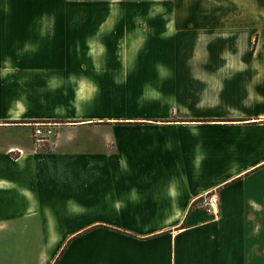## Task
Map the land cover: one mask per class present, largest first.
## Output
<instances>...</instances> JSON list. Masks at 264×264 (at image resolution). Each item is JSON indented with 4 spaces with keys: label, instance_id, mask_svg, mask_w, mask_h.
<instances>
[{
    "label": "crops",
    "instance_id": "0c3cea01",
    "mask_svg": "<svg viewBox=\"0 0 264 264\" xmlns=\"http://www.w3.org/2000/svg\"><path fill=\"white\" fill-rule=\"evenodd\" d=\"M28 1L0 0V264H264L262 67L187 64L224 27L196 0Z\"/></svg>",
    "mask_w": 264,
    "mask_h": 264
},
{
    "label": "rangeland",
    "instance_id": "374dc122",
    "mask_svg": "<svg viewBox=\"0 0 264 264\" xmlns=\"http://www.w3.org/2000/svg\"><path fill=\"white\" fill-rule=\"evenodd\" d=\"M19 1L29 3L28 0ZM136 1L130 0L129 2L136 4ZM113 2L116 3V10H120L119 14L110 16V7L112 6L113 9L114 5L113 3L110 4L109 0H104L101 8L102 21H142L139 11L135 9L126 11V7H124L126 4H123L124 0ZM5 3L6 7H10L13 0H4ZM193 5L194 11L198 14L179 16L181 20L189 21L191 20L190 16H192V18H197L199 22H211L219 25L222 23L224 27L222 26L223 29L220 30L183 32V37L190 39L189 43L183 39L182 53L183 56L187 57V64L193 55H228L232 58H235L234 56L240 59L245 58V62L230 59L231 61L235 60V62L229 63L231 68L239 66V69L258 70L260 69L258 67H262L264 70V62H259L264 61V0H196ZM185 6H189L187 0ZM150 7L152 6L150 5ZM201 10L208 12L202 14ZM152 17L156 20L158 18L150 16V18ZM167 18H173V15L167 16ZM194 34H197V39H195ZM44 145L40 150H44Z\"/></svg>",
    "mask_w": 264,
    "mask_h": 264
},
{
    "label": "built area",
    "instance_id": "2783aa9c",
    "mask_svg": "<svg viewBox=\"0 0 264 264\" xmlns=\"http://www.w3.org/2000/svg\"><path fill=\"white\" fill-rule=\"evenodd\" d=\"M54 136V126L50 123L33 124L32 138L36 150H40L44 143ZM216 199L213 197L208 200L205 206H208L211 211H214V203Z\"/></svg>",
    "mask_w": 264,
    "mask_h": 264
},
{
    "label": "trees",
    "instance_id": "16d2710c",
    "mask_svg": "<svg viewBox=\"0 0 264 264\" xmlns=\"http://www.w3.org/2000/svg\"><path fill=\"white\" fill-rule=\"evenodd\" d=\"M37 124V123H36Z\"/></svg>",
    "mask_w": 264,
    "mask_h": 264
}]
</instances>
